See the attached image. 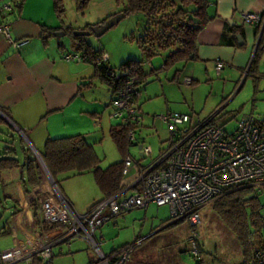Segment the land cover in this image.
<instances>
[{
  "label": "rangeland",
  "instance_id": "374dc122",
  "mask_svg": "<svg viewBox=\"0 0 264 264\" xmlns=\"http://www.w3.org/2000/svg\"><path fill=\"white\" fill-rule=\"evenodd\" d=\"M124 2L125 0L119 3L116 0H88L86 6L79 7L78 0H62L63 22L74 26L93 23L103 19L108 13L117 12ZM145 24L146 18L142 12L130 13L101 35H86V40L93 47L103 48L109 57L108 63L117 66L127 58H143L137 38ZM71 39L70 34L64 35L63 40L66 43ZM164 54L165 52H161L154 55L149 61L151 67L146 61L145 70L161 66ZM88 64L91 68V63ZM245 66L228 64L217 72L214 66L206 70L203 62L188 60L176 62L156 73H149L139 85L138 102L142 120L135 129L134 139L138 143L150 145L152 157L157 155L161 137L166 135L167 127L164 122L155 118V114L167 110L186 112L194 119H201L215 112L214 121L227 131H232L243 115L251 114L258 121H264V51H259L250 72L249 64ZM176 69L178 73L173 78ZM190 69H194L192 75L196 80L186 84L183 79L185 75L191 74ZM92 78L93 83L84 92L88 97H96L104 102L98 110L101 126L89 132L87 139L93 143L101 158L100 165L106 167L122 158L121 150L109 133L110 125L120 123V118L110 116L112 105H109L111 99L107 84L97 76ZM21 138L23 136L16 128L0 121V156L6 146H14L17 150L16 156L22 162ZM23 140L34 153L30 144L24 138ZM134 142L128 147L131 154L139 156L138 146ZM32 145L35 147L33 143ZM149 159L147 157L143 161ZM22 171L21 166L9 169L15 175H21ZM57 185L66 199L69 197L74 201L75 209L79 212L85 211L94 200L102 197L101 188L91 171L81 174L71 171L61 173L57 176ZM15 197L14 182L7 176L0 181V228L6 220L11 219V211L17 204ZM259 201V212L264 217V191L259 194ZM197 212L202 218L201 224L193 226L185 218L166 226L175 220L169 205L150 202L147 206L131 208L113 215L95 231V237L102 251L108 253L110 249L117 248L138 235L140 241L135 245L130 255L132 257L124 264H197L198 259L201 264L241 262L239 240L214 210L212 202L199 207ZM193 232H196L197 252L191 239ZM11 243V235L7 231H0V249ZM52 253L53 264H87L90 257L95 261L98 259L93 247L85 239L78 237L53 246Z\"/></svg>",
  "mask_w": 264,
  "mask_h": 264
},
{
  "label": "built area",
  "instance_id": "2783aa9c",
  "mask_svg": "<svg viewBox=\"0 0 264 264\" xmlns=\"http://www.w3.org/2000/svg\"><path fill=\"white\" fill-rule=\"evenodd\" d=\"M20 0H8L0 3V12L16 8ZM242 24L260 25L258 44L264 51V14L246 11L241 14ZM0 33L14 47H20L29 41L24 36L12 37L7 23H0ZM67 59H81L76 51L64 53ZM102 51L97 58L107 59ZM224 66L223 60L215 59V68L219 72ZM118 73V72H117ZM117 73H113L118 77ZM136 74L127 77L112 95L111 117L120 118L124 123H139L140 114L136 101L140 95ZM186 84L192 82L184 77ZM215 112L199 119L186 112L169 110L155 114V118L164 122L167 133L161 138L157 155L152 157L151 146L136 141L135 128L129 130L130 140L141 144L139 162L126 148L123 157L122 175L132 168V178L121 188L79 212L60 192L57 182L38 159L39 177L43 182L36 186L44 197L40 199V217L47 224L57 223L49 230H40L28 243L14 244L0 249V264H33L35 257L49 261L52 247L74 237L85 239L98 254L97 261L91 264H123L139 243L138 235L109 254H105L95 231L113 215L135 207L147 206L150 202L157 205L168 204L172 217L187 218L191 225L202 223L197 209L220 197L228 190L240 187H252L254 193L264 191V121H258L253 115H243L235 128L227 131L218 125ZM147 157L150 159L146 162ZM42 172V174H41ZM41 181V180H40ZM43 190V191H42ZM36 193L34 192V195ZM196 232L192 242L197 252ZM249 264H264V224L262 226V246L251 254Z\"/></svg>",
  "mask_w": 264,
  "mask_h": 264
},
{
  "label": "crops",
  "instance_id": "0c3cea01",
  "mask_svg": "<svg viewBox=\"0 0 264 264\" xmlns=\"http://www.w3.org/2000/svg\"><path fill=\"white\" fill-rule=\"evenodd\" d=\"M5 1L8 0H0V3ZM53 2V0H22L20 9L16 7L8 10L5 15L0 12V23L9 25L12 37L29 38L26 44L14 47L0 33V110L3 108L8 112L9 115L6 116L22 129L37 150L42 149L48 136L82 133L87 138L89 132L101 126L98 110L104 102L96 97L90 98L84 92L93 83L92 77L97 76L93 64L90 68L88 66L90 62L65 58L64 53L75 49L72 39L66 43L63 40L66 34L62 32L51 36L46 44L42 42L40 24L54 27L63 25L54 11ZM208 10L215 16L198 33V58L194 61L203 62L206 70L211 66L215 68L216 58L223 60L224 65L235 64L243 67L250 64L257 47L260 25L242 24L241 14L246 11L264 14V0H212ZM241 24L242 43L232 44L230 39L233 41L234 32L230 27ZM79 26L81 27L76 25ZM190 71L191 74L185 77L189 76L194 83L196 78L192 73L194 74L195 71L194 69ZM97 77L101 80L99 76ZM108 89L111 99L113 93L110 86ZM6 123L10 124L8 120ZM10 125L14 128L12 124ZM128 150L130 151L129 148ZM133 173L131 168L129 173L122 177L120 185L128 182ZM23 174L24 171L21 175H15L11 174L9 169L0 170V181L7 176L12 178L17 203L11 211L15 213L11 215L10 220L8 219L7 232L11 235L12 243L7 247L28 243L38 233L30 202L33 198L37 199V211L40 215L39 204L44 195L36 190V186L43 182V178L40 177L36 184L25 191ZM68 200L75 207L74 201L69 197ZM98 200H94L89 206ZM114 249L116 248L110 249L105 254H109ZM53 255L51 264H53ZM93 261L95 260L90 257L87 264Z\"/></svg>",
  "mask_w": 264,
  "mask_h": 264
},
{
  "label": "trees",
  "instance_id": "16d2710c",
  "mask_svg": "<svg viewBox=\"0 0 264 264\" xmlns=\"http://www.w3.org/2000/svg\"><path fill=\"white\" fill-rule=\"evenodd\" d=\"M53 1L54 11L58 19L63 22L62 0ZM87 1L78 0L79 7L86 6ZM120 1L116 0V3ZM211 2L212 0H125L118 11H123L125 15L142 12L146 18L145 27L137 38L143 58H127L117 66H112L108 63L109 57L97 61L100 53L105 50L101 47H93L86 40V35L88 34L76 33L82 30L90 31L92 25L103 22L114 13L106 15L103 19L96 22L86 23L81 27H76L72 24L66 25L64 22L62 26L56 27L40 24V37L42 42L46 44L48 39L59 31L64 34H70L75 45L74 51L80 53L82 60L93 64L94 73L110 86L113 94L127 77L134 74L138 76L137 85L140 90V83L145 80L149 73H156L159 69L169 68L179 61L196 60L198 58V33L215 16L208 10ZM21 6L22 0L16 7L20 9ZM230 29L234 32L233 41L230 39V42L237 45L239 39L236 34L239 33L241 38H243L242 24L233 25ZM259 51H262V49L258 44L248 66V72L252 70ZM161 52H165L162 65L146 71L144 63L147 61L151 67L150 59ZM113 73H117L118 77L116 78ZM177 73L178 69H176L173 78L176 77ZM136 102V108L140 114L139 123L128 124L120 121V123L109 127L110 136L121 150L122 158L106 167L100 165L101 158L97 154L93 143H90L82 133L46 137L39 152L55 181L57 182V176L64 172L71 171L75 174H81L91 171L103 192L102 198L117 192L121 188L120 182L123 177L121 169L126 148L134 142L128 136L129 130L138 128L141 123V106L138 99ZM1 110L6 115H9L5 109L1 108ZM0 121L6 123L5 118L1 115ZM8 125L12 127L10 124ZM20 143V150L23 154L22 162L16 156V147L6 146L3 155L0 156V170L21 166L24 171L23 188L27 191L40 179L39 164L34 153L27 148L23 138H21ZM140 160L141 157L136 158L137 162ZM30 204L34 210L35 221L40 230H49L57 225V223L47 224L42 220L37 211L38 201L36 198H33ZM212 207L239 240L243 259L238 264H249L252 252L262 246L264 217L259 212L261 207L259 195L254 193L252 187L247 186L228 190L212 201ZM14 213L13 211L11 215ZM183 219L185 218L175 219L167 223L166 226ZM7 226L8 220L1 226L0 231H8ZM51 258L49 261H43L40 257H35L33 264H51ZM200 261L198 259L197 264H201Z\"/></svg>",
  "mask_w": 264,
  "mask_h": 264
},
{
  "label": "water",
  "instance_id": "95a60500",
  "mask_svg": "<svg viewBox=\"0 0 264 264\" xmlns=\"http://www.w3.org/2000/svg\"><path fill=\"white\" fill-rule=\"evenodd\" d=\"M125 16V13L123 11H118L114 14H112L110 17H108L106 20H104L103 22H100L98 24H94L91 26V30L90 31H86V30H82V31H77L76 33L78 34H90V33H94L96 36L101 35L102 33H104L105 31H107L110 27H112L113 25H115L116 23H118V21L123 18ZM62 32L59 31L56 34H61ZM236 37L239 39V43H242V39L239 33L236 34ZM258 39L257 38V42L256 45L258 44ZM0 114L6 118V120L9 121L10 124L13 125L14 128L17 129V131L23 136V138L30 144V147L32 148L34 155L36 156L37 159H39V161L43 164V166L47 169V171L50 173V171L48 170L39 150L35 149V147H33L32 143L30 142V140L24 135V132L22 131V129L20 127H18L10 118H8L6 116V114H4L1 110H0ZM141 144H138V148H140ZM51 175V173H50ZM52 176V175H51Z\"/></svg>",
  "mask_w": 264,
  "mask_h": 264
},
{
  "label": "clouds",
  "instance_id": "9594fccd",
  "mask_svg": "<svg viewBox=\"0 0 264 264\" xmlns=\"http://www.w3.org/2000/svg\"><path fill=\"white\" fill-rule=\"evenodd\" d=\"M258 45V44H257Z\"/></svg>",
  "mask_w": 264,
  "mask_h": 264
}]
</instances>
